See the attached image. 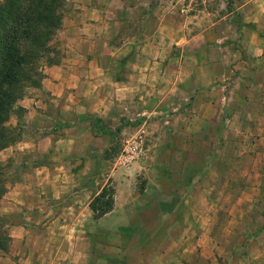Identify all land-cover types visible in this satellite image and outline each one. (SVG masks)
Returning <instances> with one entry per match:
<instances>
[{"label": "rangeland", "instance_id": "1", "mask_svg": "<svg viewBox=\"0 0 264 264\" xmlns=\"http://www.w3.org/2000/svg\"><path fill=\"white\" fill-rule=\"evenodd\" d=\"M75 3L65 0L64 12L72 11ZM144 3L133 10L140 18L144 8L145 18L131 23V30L122 20L120 32L112 31L106 39L115 51L110 54L112 73L124 76L126 70H132L130 62L142 58L130 48L132 41L145 45L143 51L140 48L144 59L156 61L148 74L158 83L149 85L156 92L150 90L145 114H133V109L130 117L122 115L108 126L98 117H78L76 108L58 106L57 111L63 112L60 119L53 114V102L42 96V114L49 117L40 116L43 128L39 133L45 135L53 127L55 135L67 133L79 139L84 135L83 150L93 159L85 165L91 180L95 174L104 179L127 141L142 135V154L129 169L133 187L148 188L149 193L163 187L168 194L159 204L174 215V221L182 223L189 215L197 238L192 251L196 264H264V0ZM66 41L59 30L51 41L60 60ZM123 44L127 48L120 51ZM115 62L122 67L117 68ZM50 66L39 64L37 80L21 85L22 98L8 110L4 125L9 145L0 150V172L6 185L0 208L7 204L4 195L9 188L27 179L34 166L48 165V159L60 156L52 141L46 150L44 139L36 138L30 128L36 117L30 113L29 99L42 88ZM178 74L180 91L169 92L170 81ZM162 80L170 83L160 84ZM161 108L165 114L153 112ZM95 124L109 132H97L91 127ZM75 125L83 128H62ZM90 127L96 132L92 137ZM60 150L68 156L83 151L75 142ZM189 185L192 189L186 194ZM154 197L148 195L151 201ZM143 216L147 219L148 213ZM14 219L13 213L0 210L2 243L9 236L8 222ZM152 243L145 238L141 246Z\"/></svg>", "mask_w": 264, "mask_h": 264}, {"label": "crops", "instance_id": "2", "mask_svg": "<svg viewBox=\"0 0 264 264\" xmlns=\"http://www.w3.org/2000/svg\"><path fill=\"white\" fill-rule=\"evenodd\" d=\"M144 1L76 0L72 11L63 13L59 34L67 40L65 55L58 64L47 68L42 88L29 99L30 113L36 117L30 127L32 132L36 138L44 139L46 150L52 141L60 156L48 159L51 166H34L27 179L14 184L4 195L7 204L0 210L5 214L13 213L15 219L8 222L9 240L6 249L0 248V264H196L192 251L197 238L195 230H191L193 224L189 215L182 223L174 221V215L159 204L168 194L163 187H156L152 193L148 188L133 187L134 177L129 169L136 160L121 166L116 158L104 179H97L95 174V179L91 180L85 171L91 156L83 150L84 135L80 139L67 133L55 135L57 131L53 127L45 135L39 133L42 132L40 127L43 128L40 116H48L42 114V96L53 102L50 104L53 114L60 119L63 112L57 111L58 106L76 108L78 117L85 114L98 117L108 126L120 121L122 115L130 117L133 109V114H145L148 94L150 90L153 94L156 92L149 85L158 83L148 74L150 67H156V61L144 59L145 45L132 41L130 48L142 58L130 62L132 67L130 64L128 67L132 70H126L124 76L112 73L110 54L115 51H111L112 46H108L106 39L112 31L120 32L122 20H126V27L131 30V23L145 18L144 8L140 18L133 10L140 2L145 4ZM118 48L121 51L127 47L123 44ZM153 48L158 50V46ZM115 63L117 68L122 67L120 62ZM175 67L178 69L179 64ZM179 80L178 74L171 83L162 80L160 84L169 82L172 85L169 92L176 89L179 92ZM205 99L210 101L211 98ZM163 110L153 112L165 114ZM181 112L180 109L178 113ZM91 127L88 134L92 137L96 132ZM62 128L81 130L83 127ZM73 142L83 151L70 156L61 153V148ZM73 164H76L75 169H72ZM110 184L114 190L112 208L96 217L90 202ZM187 187L186 194L192 189L191 185ZM149 194L157 196L154 201L148 198ZM144 212L148 213L147 219ZM145 238L153 242L147 248L141 246Z\"/></svg>", "mask_w": 264, "mask_h": 264}, {"label": "trees", "instance_id": "3", "mask_svg": "<svg viewBox=\"0 0 264 264\" xmlns=\"http://www.w3.org/2000/svg\"><path fill=\"white\" fill-rule=\"evenodd\" d=\"M65 0H4L0 3V150L9 145L8 127L4 122L8 110L21 99L24 82H35L38 66L58 64V50L51 45L63 20ZM51 54V55H50ZM97 132H109L97 124ZM6 185L0 172V197ZM113 188L104 186L90 202L94 216L99 217L113 205ZM0 241V248L6 249Z\"/></svg>", "mask_w": 264, "mask_h": 264}, {"label": "built area", "instance_id": "4", "mask_svg": "<svg viewBox=\"0 0 264 264\" xmlns=\"http://www.w3.org/2000/svg\"><path fill=\"white\" fill-rule=\"evenodd\" d=\"M142 135H137L127 141L123 151L118 155L117 162L121 166H128L142 154Z\"/></svg>", "mask_w": 264, "mask_h": 264}]
</instances>
